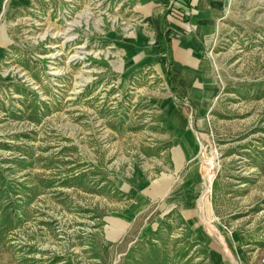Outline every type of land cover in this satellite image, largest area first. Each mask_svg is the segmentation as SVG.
Returning a JSON list of instances; mask_svg holds the SVG:
<instances>
[{
	"label": "rangeland",
	"instance_id": "rangeland-1",
	"mask_svg": "<svg viewBox=\"0 0 264 264\" xmlns=\"http://www.w3.org/2000/svg\"><path fill=\"white\" fill-rule=\"evenodd\" d=\"M237 7L216 48L221 94L208 137L188 167L205 176L215 159L202 196L229 230L248 227L262 241L264 0ZM68 9L64 0H31L0 15L9 39L0 58V264H211L175 214L150 240H136L159 214L158 201L121 241L106 236L111 222L123 229L126 212L158 180L151 167H172L162 125L177 108L188 120L191 113L165 70L132 73L128 40L145 39L127 0H73Z\"/></svg>",
	"mask_w": 264,
	"mask_h": 264
},
{
	"label": "crops",
	"instance_id": "crops-1",
	"mask_svg": "<svg viewBox=\"0 0 264 264\" xmlns=\"http://www.w3.org/2000/svg\"><path fill=\"white\" fill-rule=\"evenodd\" d=\"M186 1L189 3L180 2L174 12L171 4L166 5L169 0H127L133 7L132 15L143 20L136 36L142 35L145 39L144 46H140L139 40H128L125 58L133 61L132 73L145 66H154L157 74L165 70L168 87L174 97L190 108L191 120L178 108L173 109L169 125L161 127L171 135L172 167H151L160 169L158 180L141 194L134 211L126 212L128 221L123 229L115 228L111 222L106 236L109 240L121 241L149 204L158 201L159 214L140 229L136 240H150L166 217L175 214L186 222L192 241L206 248L211 264H264V240L251 238L255 236L248 227L231 231L226 223L219 221L216 206L202 196L203 167H188L197 157L202 140L208 137L209 114L221 94V85L213 78L218 70L214 61L218 58L219 39L231 27L230 20L237 18V5L244 0ZM30 2L0 0V15L4 11L13 13ZM165 10L172 13L166 17ZM167 31L170 33L168 68L162 64L163 54L159 48L160 36ZM8 41L7 33L0 32V58L6 52ZM165 144L168 146V142ZM209 188L211 186L207 190ZM207 190L205 196L209 194Z\"/></svg>",
	"mask_w": 264,
	"mask_h": 264
},
{
	"label": "trees",
	"instance_id": "trees-1",
	"mask_svg": "<svg viewBox=\"0 0 264 264\" xmlns=\"http://www.w3.org/2000/svg\"><path fill=\"white\" fill-rule=\"evenodd\" d=\"M171 0H169L170 2ZM187 3H189V1H187ZM172 13L170 10H167L166 11V17ZM169 47H170V33L169 31H167L165 34L161 35L160 36V53L163 54V55H167V58L170 54V51H169ZM164 59L163 61H168L169 59ZM167 77H168V73H167ZM4 185L2 184L1 187H0V190L1 192L3 193L4 192ZM24 188L21 187L20 188H17V192H21V193H24ZM1 201V199H0Z\"/></svg>",
	"mask_w": 264,
	"mask_h": 264
},
{
	"label": "bare ground",
	"instance_id": "bare-ground-1",
	"mask_svg": "<svg viewBox=\"0 0 264 264\" xmlns=\"http://www.w3.org/2000/svg\"><path fill=\"white\" fill-rule=\"evenodd\" d=\"M206 169H207V172L205 174V178L207 180V185L211 186L212 188L215 172L217 169L216 164H215V159H210V161L206 163ZM211 188L207 190V193L211 192Z\"/></svg>",
	"mask_w": 264,
	"mask_h": 264
},
{
	"label": "built area",
	"instance_id": "built-area-1",
	"mask_svg": "<svg viewBox=\"0 0 264 264\" xmlns=\"http://www.w3.org/2000/svg\"><path fill=\"white\" fill-rule=\"evenodd\" d=\"M66 3H67V5H68V10H67V14L69 15V12H70V7H71V4H72V2H73V0H64ZM176 1H178V2H172L171 3V7L170 8H172V10L175 12L176 11V9H179V7L180 6H178L179 4H180V2H183V0H176ZM66 11V10H65ZM203 149V148H202ZM215 177V176H214ZM263 263H264V259H263Z\"/></svg>",
	"mask_w": 264,
	"mask_h": 264
}]
</instances>
